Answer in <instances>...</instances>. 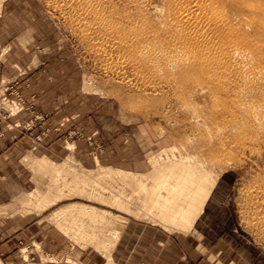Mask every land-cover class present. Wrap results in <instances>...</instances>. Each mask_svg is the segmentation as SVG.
I'll return each instance as SVG.
<instances>
[{
  "label": "rangeland",
  "instance_id": "rangeland-1",
  "mask_svg": "<svg viewBox=\"0 0 264 264\" xmlns=\"http://www.w3.org/2000/svg\"><path fill=\"white\" fill-rule=\"evenodd\" d=\"M0 41L17 71L0 77V237L47 233L17 264H264V0H0ZM183 47L203 68H154ZM177 162L215 181L189 231L147 202Z\"/></svg>",
  "mask_w": 264,
  "mask_h": 264
},
{
  "label": "bare ground",
  "instance_id": "bare-ground-1",
  "mask_svg": "<svg viewBox=\"0 0 264 264\" xmlns=\"http://www.w3.org/2000/svg\"><path fill=\"white\" fill-rule=\"evenodd\" d=\"M195 5L199 11L207 13V5L198 2H196ZM184 18L186 20H190L187 15H185ZM217 19L221 20L220 18ZM209 22L215 23L216 20L211 17L209 19ZM204 34L205 33H197V36H194L196 37L194 43H186L184 44V46L190 45L193 46V48L196 47L200 52V45H204L203 43H206L207 45L209 43V39H205L206 36H204ZM189 48L191 49V47ZM207 48H209V51H212L213 49L212 46H208ZM232 50L233 51L229 53H224L225 57L228 60H230L231 62H235L238 65L252 64V58L249 54H247L248 52L246 53V51L244 52L238 49ZM198 51L194 49L189 50L184 47L183 49H180L177 54H173L174 52L171 51L168 54H164V59H166V61H163L164 63L159 65L155 64L154 68L159 71L169 68H172L173 70L181 69V73L179 72V76L181 77L184 74L183 71L187 70L188 68L196 69L198 66L203 68V66L197 64L198 62L203 63L204 60V58L202 57L203 55L200 56L199 54H197ZM158 58L161 59L162 57ZM182 68L185 69L183 70ZM259 73H247L245 72V70H240V72L237 73L236 78L237 80L242 79L245 82H253L257 79V75ZM261 75L264 76V74L262 73ZM204 89L207 88L205 87ZM157 172H160L157 175L155 174L157 176V186L155 189L152 188V190H149V192L147 193V202L150 204L149 212L154 210L159 220L174 224L178 227L176 229L189 231L193 227L197 218L203 212L205 203L207 202L213 190L215 181L209 179L208 176L204 174L200 168L191 164H187L185 162H177L171 165H166L162 168L160 167ZM136 185L140 187L141 190L145 189V184L142 181H137Z\"/></svg>",
  "mask_w": 264,
  "mask_h": 264
},
{
  "label": "crops",
  "instance_id": "crops-1",
  "mask_svg": "<svg viewBox=\"0 0 264 264\" xmlns=\"http://www.w3.org/2000/svg\"><path fill=\"white\" fill-rule=\"evenodd\" d=\"M5 42L0 41V77L1 76H12L17 73L16 70H11L9 68L10 64H15V59H7L5 55ZM7 61L8 64H7ZM4 190V189H3ZM6 190V189H5ZM14 223L17 224V218H15ZM28 227L23 229L22 232L17 234V230L12 235H6L3 238L0 237V260L1 262H6L8 264H17V248L19 247V240L23 237L33 235L40 242H46V231L35 226L34 221L27 224ZM54 233V232H53ZM48 241L56 242L57 246L64 244L65 240L63 235L60 233H54L52 239Z\"/></svg>",
  "mask_w": 264,
  "mask_h": 264
}]
</instances>
